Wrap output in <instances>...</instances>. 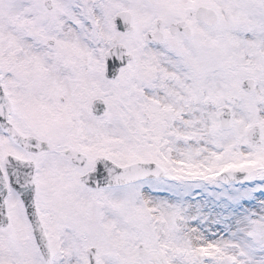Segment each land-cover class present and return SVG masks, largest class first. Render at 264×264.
Segmentation results:
<instances>
[{"label": "snow or ice", "instance_id": "obj_1", "mask_svg": "<svg viewBox=\"0 0 264 264\" xmlns=\"http://www.w3.org/2000/svg\"><path fill=\"white\" fill-rule=\"evenodd\" d=\"M0 264H264V0H0Z\"/></svg>", "mask_w": 264, "mask_h": 264}]
</instances>
